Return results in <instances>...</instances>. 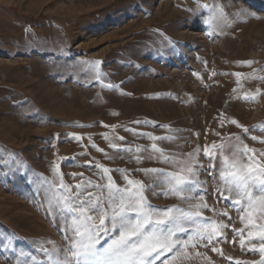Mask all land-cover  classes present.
Wrapping results in <instances>:
<instances>
[{
    "label": "rangeland",
    "instance_id": "374dc122",
    "mask_svg": "<svg viewBox=\"0 0 264 264\" xmlns=\"http://www.w3.org/2000/svg\"><path fill=\"white\" fill-rule=\"evenodd\" d=\"M237 136L264 164V0H0V264H50L43 250L71 242L73 222L48 211L53 184L102 183L97 164L118 185L115 169L148 183L141 170L168 166L134 157L154 142L179 159L196 153L208 169L205 150ZM199 179L208 208L177 234L188 242L181 255L161 260L259 262L244 209L218 198L215 173ZM148 199L189 209L178 197ZM209 224L210 244L197 233Z\"/></svg>",
    "mask_w": 264,
    "mask_h": 264
},
{
    "label": "snow or ice",
    "instance_id": "6c2138e0",
    "mask_svg": "<svg viewBox=\"0 0 264 264\" xmlns=\"http://www.w3.org/2000/svg\"><path fill=\"white\" fill-rule=\"evenodd\" d=\"M204 7L209 8L210 5L205 4ZM94 64L99 65L101 62L96 61ZM100 75L97 73V79ZM231 123L237 124V121L233 119ZM248 131L249 129L244 128L245 133ZM134 134L146 136L153 141L167 139L146 133ZM251 139L255 141L257 137L252 136ZM235 141V144L231 140L220 145L214 144L211 149L205 150L204 155L209 160L208 169L196 159V153L179 159L154 142L150 152L147 149L138 150L148 152L147 156L137 154L134 157L138 162L145 159L156 160L168 166L141 170L149 177L148 183L130 179L126 170L115 169L125 180L123 185H118L110 175L113 170L97 164L102 183L84 181L73 186L74 192L62 181L58 186L53 184L56 196L55 203L49 201V214L61 216L66 225L71 220L73 235L67 248H54L52 252L43 250L50 264H169L168 258L161 260L166 253H174L171 257L174 261L181 255L177 246H188V242L182 241L177 234L187 232L185 222L200 217L203 209L208 208L204 201L206 181L201 182L199 179L202 171H207L209 176L214 173L218 176L221 183L218 198L227 201L236 210L244 209L248 224L258 229L255 232L248 231L247 237L249 241H259V248L253 246L251 251H259L261 260L253 264H264V223L257 224L253 219V213L258 209L261 215L256 219L264 220V164L249 155L256 150L247 145L241 148L240 137H235ZM110 146L117 151L130 150L120 149L114 143ZM259 155L264 157V152ZM245 159L247 164L243 163ZM149 194L154 197H178L189 205V209L159 208L151 204ZM97 220L99 224L96 223ZM197 233L200 239L206 238L210 244L215 235V226L206 225L202 230H197ZM202 233H207V236ZM234 234L241 236L240 243L243 246V229L236 230ZM105 238L106 246H103L101 240ZM213 251L219 249L214 248ZM183 255L187 256V253Z\"/></svg>",
    "mask_w": 264,
    "mask_h": 264
}]
</instances>
